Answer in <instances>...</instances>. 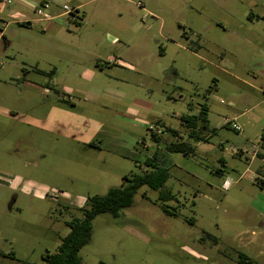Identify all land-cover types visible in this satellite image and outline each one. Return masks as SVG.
Wrapping results in <instances>:
<instances>
[{"label":"rangeland","instance_id":"374dc122","mask_svg":"<svg viewBox=\"0 0 264 264\" xmlns=\"http://www.w3.org/2000/svg\"><path fill=\"white\" fill-rule=\"evenodd\" d=\"M31 1L0 0V264L41 263L88 197L156 164L82 264H264V0ZM201 110L208 142L168 152Z\"/></svg>","mask_w":264,"mask_h":264},{"label":"trees","instance_id":"16d2710c","mask_svg":"<svg viewBox=\"0 0 264 264\" xmlns=\"http://www.w3.org/2000/svg\"><path fill=\"white\" fill-rule=\"evenodd\" d=\"M180 119L181 126L186 131V139H177L179 137L177 130L165 127L163 132H169L173 139L164 141L163 144L168 152L188 155L194 153L195 146L192 142H208L209 136L204 132L208 131L207 113L201 110L196 115L182 116ZM151 136L159 141L155 132H152ZM152 168L132 177L125 175L120 186L110 187L103 195L88 197L87 206L82 207V217L67 221L69 232L61 237L57 251H45L39 264H82L80 250L90 241L92 221L97 215L110 213L117 217L120 210L133 205L134 195L140 187L147 185L152 189H158L163 186L168 177L167 167L156 164ZM172 198L173 194L170 191L166 189L160 191V208L167 215H173L174 212L164 204V201ZM240 262L242 263V260Z\"/></svg>","mask_w":264,"mask_h":264},{"label":"crops","instance_id":"0c3cea01","mask_svg":"<svg viewBox=\"0 0 264 264\" xmlns=\"http://www.w3.org/2000/svg\"><path fill=\"white\" fill-rule=\"evenodd\" d=\"M6 1H7V0H5V2H6ZM76 1H77V2L75 3L76 5L74 6L75 8L78 9V8H80L82 5H84V2H83V1H81V2H80V0H76ZM28 2H29V3H32L31 0H28ZM53 2H54V1H53ZM54 3H56V2H54ZM64 14H66L65 11L59 13L58 15H62V16H63ZM45 15H46V14H45ZM49 15H50V14L47 13L46 16H49ZM58 15H57V16H58ZM33 20L36 21V22L39 21L38 19H33ZM52 110H53L54 113H56V111H58V112L61 111V113H60L61 115H63L62 113L65 111V110L62 109V108H61V109H60V108H57V106H53Z\"/></svg>","mask_w":264,"mask_h":264},{"label":"built area","instance_id":"2783aa9c","mask_svg":"<svg viewBox=\"0 0 264 264\" xmlns=\"http://www.w3.org/2000/svg\"><path fill=\"white\" fill-rule=\"evenodd\" d=\"M7 2V1H6ZM46 7H47V5H46ZM64 10H65V13H71L72 12V9H70V8H68L67 6H64ZM36 12H37V14H42V11L41 10H36ZM235 126V128H237V126L236 125H234ZM227 184H228V180H225L224 182H223V185L224 186H227Z\"/></svg>","mask_w":264,"mask_h":264}]
</instances>
